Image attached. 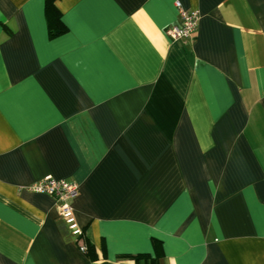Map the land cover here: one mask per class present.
Listing matches in <instances>:
<instances>
[{
    "label": "crops",
    "instance_id": "crops-1",
    "mask_svg": "<svg viewBox=\"0 0 264 264\" xmlns=\"http://www.w3.org/2000/svg\"><path fill=\"white\" fill-rule=\"evenodd\" d=\"M198 12L191 39L165 30ZM0 0V264H264V0ZM45 176L78 185V247Z\"/></svg>",
    "mask_w": 264,
    "mask_h": 264
},
{
    "label": "built area",
    "instance_id": "built-area-1",
    "mask_svg": "<svg viewBox=\"0 0 264 264\" xmlns=\"http://www.w3.org/2000/svg\"><path fill=\"white\" fill-rule=\"evenodd\" d=\"M176 6L180 12L177 25L166 28V35L172 40L191 39L197 29L199 13L183 10L178 2ZM32 192L43 193L52 196L57 204V210L69 230L74 236H79L82 229L78 226L72 206V202L78 196V185L63 179H55L45 176L40 181L28 188Z\"/></svg>",
    "mask_w": 264,
    "mask_h": 264
},
{
    "label": "trees",
    "instance_id": "trees-1",
    "mask_svg": "<svg viewBox=\"0 0 264 264\" xmlns=\"http://www.w3.org/2000/svg\"><path fill=\"white\" fill-rule=\"evenodd\" d=\"M56 0H45V15L48 23V33L50 37H57L66 33L67 28L64 25L61 14L55 6ZM78 247L83 249L84 253L92 260L94 259V246L88 241L82 230L81 234L77 237ZM154 255L138 254L135 256H125L134 261L135 264H160V259L163 257L162 245L160 242L153 240Z\"/></svg>",
    "mask_w": 264,
    "mask_h": 264
}]
</instances>
